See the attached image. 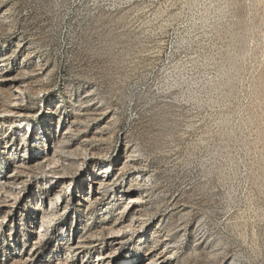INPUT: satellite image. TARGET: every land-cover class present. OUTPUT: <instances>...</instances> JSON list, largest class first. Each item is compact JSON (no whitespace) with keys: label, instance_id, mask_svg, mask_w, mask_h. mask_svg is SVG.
Listing matches in <instances>:
<instances>
[{"label":"rangeland","instance_id":"374dc122","mask_svg":"<svg viewBox=\"0 0 264 264\" xmlns=\"http://www.w3.org/2000/svg\"><path fill=\"white\" fill-rule=\"evenodd\" d=\"M11 75L32 123L0 118V264L114 258L107 225L134 189L133 258L264 264V0H0V113ZM105 165L118 189L87 204Z\"/></svg>","mask_w":264,"mask_h":264},{"label":"bare ground","instance_id":"6f19581e","mask_svg":"<svg viewBox=\"0 0 264 264\" xmlns=\"http://www.w3.org/2000/svg\"><path fill=\"white\" fill-rule=\"evenodd\" d=\"M5 80H11L9 90H11L10 94L13 99L12 102L10 101L11 103L6 107L5 111L0 113V118L2 119L1 121L9 122L13 124L15 128L21 129L24 125L28 123H32V121L28 119V116L30 115L28 109L25 108L22 104V101L24 100L26 94L25 91L26 87L23 81L20 78H17L15 75L8 76L5 78ZM68 134L69 131H66L65 135ZM46 158L48 159V157L46 156L41 159L37 158L36 162L42 161ZM90 162L95 165H104L106 160L103 156L98 155L94 159H90ZM18 163H19L17 164L18 166L16 165L17 167H15L13 171H11L6 177L1 179V183H5L6 181L9 180L10 181L16 180V178H18L19 176L17 170L22 167L27 168L28 166V165L25 166L23 161H18ZM123 165L137 166L138 165L137 159L128 157L123 163ZM109 168L110 166L108 165L102 166L101 170L99 171L100 175L90 181L89 189L93 190V193L90 192L89 196L85 198V202L87 204H91L92 202L101 198L102 194L100 192V189L102 187H108L111 190L110 197L115 194L116 190L118 189L117 183L119 182L120 177L122 176L124 170L121 167L117 174L111 175L112 170L111 169L109 170ZM126 174L129 175L131 179L135 176H138L140 172L137 171V169H134L126 172ZM56 177L57 176L54 173L49 175L48 183L49 184L52 183L54 180H56ZM62 195L63 193H57L55 199L53 197H50V204L57 203L58 202L57 199L59 197H62ZM120 199H121L120 200L121 205L125 208L130 209V217L124 218L118 216V219H116L112 224L109 223L107 225L108 233L106 237L103 239V243L107 244V247L109 249L115 248L117 249V252H115L114 258H112V256H109V252L100 253L98 255L97 261L94 264H107V263L108 264H172V257L170 256L171 254H165L164 253L165 249L162 250V248L160 251L156 252V254L153 255L152 257L148 259L142 258L141 260L137 258H133L131 256L132 254L127 252L126 250L127 246L124 245L125 241L123 236L127 232L132 233L137 231V229H139L143 224L145 218L142 216L144 215L143 211L145 208V202L142 198L141 191H139L138 189L132 190L131 195L127 199H124L122 197H120ZM96 241L98 242L99 240H94L93 238L84 239L80 242L82 246H79V248L88 247L92 245H94L95 247L98 244ZM169 244H170L169 239H165L164 247H166V249L169 247ZM149 251L151 252V249ZM146 255H148V252L146 253Z\"/></svg>","mask_w":264,"mask_h":264}]
</instances>
